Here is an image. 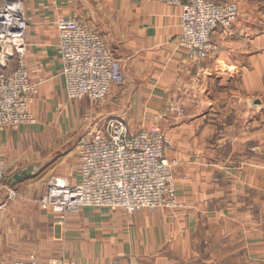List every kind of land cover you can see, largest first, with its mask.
<instances>
[{"label":"crops","instance_id":"1","mask_svg":"<svg viewBox=\"0 0 264 264\" xmlns=\"http://www.w3.org/2000/svg\"><path fill=\"white\" fill-rule=\"evenodd\" d=\"M21 1L28 24L25 63L39 90L30 107L35 123L0 133L6 175L0 204L7 188L20 193L0 208V264L30 255L39 264L264 261V242L254 239V194L264 196L254 191V182L264 176L254 169L264 164L254 161V85L264 87V62L254 56V47L264 41V35H254V3L248 11L239 5L231 30L212 34L217 51L197 61L177 46L180 7L149 0ZM68 17L99 33L121 63L124 85L112 88L103 103L69 100L65 94L56 21ZM171 104L184 116L170 113ZM157 114H163L156 123L172 144L165 157L177 163L176 199L182 207L132 215L82 208L63 220L41 210L51 179L68 187L79 182L76 144L94 125L119 119L137 133L154 125ZM30 166L36 173L10 187L8 179ZM242 183L250 184L242 196L249 198V223L241 221ZM246 225L249 231L242 234ZM22 230L27 247L11 250L17 247L12 235ZM254 244L263 253L254 254Z\"/></svg>","mask_w":264,"mask_h":264},{"label":"built area","instance_id":"2","mask_svg":"<svg viewBox=\"0 0 264 264\" xmlns=\"http://www.w3.org/2000/svg\"><path fill=\"white\" fill-rule=\"evenodd\" d=\"M181 8V33L177 46L191 60H203L217 51L213 32H229L238 16L234 3L216 0H149ZM27 20L21 0H0V133L7 127L35 123L30 107L38 94V85L29 78L25 63ZM59 76L69 100L86 99L103 103L112 88L124 85L121 63L95 30L68 17L56 21ZM11 64L13 67L11 68ZM170 113L184 116L176 104ZM156 118V119H155ZM154 125L130 133L123 120L110 119L81 136L76 144V171L79 182L68 187L51 179L39 201L42 211H52L61 220L82 208L123 210L128 215L140 211L173 209L176 200L174 167L165 152L172 148L168 137ZM4 162L0 159V189L4 185ZM18 196L7 188L4 207ZM8 264H39L33 255ZM55 264H71L66 262ZM108 264H129L112 262Z\"/></svg>","mask_w":264,"mask_h":264},{"label":"rangeland","instance_id":"3","mask_svg":"<svg viewBox=\"0 0 264 264\" xmlns=\"http://www.w3.org/2000/svg\"><path fill=\"white\" fill-rule=\"evenodd\" d=\"M217 1L234 3L238 8V14L240 12L239 5L244 6V8L248 11L250 5L254 3V35L255 34L264 35V0H217ZM262 43L260 44V47L258 48L254 47V56L261 58L260 60L261 63L264 62V41ZM255 60L256 58H254V62ZM255 73H256V69L254 70V75ZM256 101L258 104H256ZM154 117H153V120L156 119V118L154 119ZM256 156H259V160H257ZM261 156H264V87H261L260 85L256 87L254 85V161H256V163L261 162V161L264 162V159L261 158ZM254 169H257L261 173H264V164H261V165L255 164ZM258 181L259 182L257 181L254 182V191H259V193H264V176L258 177ZM5 186H6V175H5L4 185L1 187L0 192L5 190ZM249 187H250L249 183L241 184V187L238 188L239 191H241V197L243 196L245 191H246L245 193L248 192ZM19 197H20V193H18V196L14 201L8 202L7 205H10L11 203L16 202L19 199ZM248 199H249L248 197L246 198L242 197L241 221L242 222L244 221V223H249L248 222V218H249L248 216L249 215V211H248V206H249L248 201L249 200ZM178 204L180 206L177 208H180L183 206V204L179 202ZM173 209H176V208H173ZM248 227L249 226L246 225V227L242 230V234L248 233L249 231ZM12 238H14L13 241L15 244H17V247L16 246L10 247L11 250L18 249V248L20 250H23L27 247L24 241L25 238H24L23 230L22 232L18 231L17 233H14L12 235ZM258 238H259V243L264 242V196L257 197L254 194V239L256 240ZM242 240L247 241V238H243L242 236ZM262 251L263 250L261 246L254 244V254L263 253ZM254 264H264V261L263 259L254 257Z\"/></svg>","mask_w":264,"mask_h":264},{"label":"water","instance_id":"4","mask_svg":"<svg viewBox=\"0 0 264 264\" xmlns=\"http://www.w3.org/2000/svg\"><path fill=\"white\" fill-rule=\"evenodd\" d=\"M35 173H36V168L34 166H30L25 169H22L17 173L13 174L8 179V184L10 187H14L17 183H20L25 179H28L30 176L34 175Z\"/></svg>","mask_w":264,"mask_h":264},{"label":"bare ground","instance_id":"5","mask_svg":"<svg viewBox=\"0 0 264 264\" xmlns=\"http://www.w3.org/2000/svg\"><path fill=\"white\" fill-rule=\"evenodd\" d=\"M66 183V182H65ZM40 206V205H39Z\"/></svg>","mask_w":264,"mask_h":264}]
</instances>
